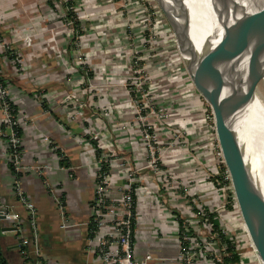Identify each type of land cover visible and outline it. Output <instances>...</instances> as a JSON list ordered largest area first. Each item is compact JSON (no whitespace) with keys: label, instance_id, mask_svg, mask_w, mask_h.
<instances>
[{"label":"crops","instance_id":"1","mask_svg":"<svg viewBox=\"0 0 264 264\" xmlns=\"http://www.w3.org/2000/svg\"><path fill=\"white\" fill-rule=\"evenodd\" d=\"M66 1L0 0L1 34L9 41H17L29 72L25 76L18 75L9 56H5L2 61L1 70L5 84L17 107L24 110L32 121L21 127L23 159L28 163L49 165L42 176L33 172L15 175L7 161L6 145L0 134V207L8 205L21 215L18 227L11 221L0 219L4 253L10 264H31L19 243V239L28 236L30 230L27 210L19 202L15 192L17 182L38 209L42 253L39 260L37 259L38 264H93L95 257L88 252V248L97 164L93 159L94 147L91 143L88 144V140H84L88 138L86 130L89 126L99 128L104 142L117 143L128 148L136 166L145 164L144 150L141 149V130L136 123L130 98L122 87L126 73H129L130 56L122 54L123 45L118 40L111 47V50L113 48L116 51L107 52L110 49L107 34L113 31V27L107 26L105 20L111 19L113 13L98 3L92 9L97 14L92 21L95 29L88 32L82 27L80 46L93 60L90 76L83 77L75 63V49L72 47L74 35L66 32L61 24L66 7L76 2ZM89 13V9L85 7L83 15L78 18L79 25L88 23L86 19ZM112 20H115L112 23L114 27L121 25L119 20ZM141 25L139 26L142 27ZM174 58L177 59L176 56ZM106 68L115 71L112 83L116 85L111 90L103 87L108 75ZM167 68L168 65L157 66L151 73L152 83L159 88L157 90L162 98L160 101L167 106H177L180 100L191 101L193 111H198L199 105L196 103H203L199 99V92L193 83H187L188 77H184L185 71L179 66L176 71L185 80L182 82L177 77L173 79V83L184 97L167 93L172 85ZM88 79L100 86L97 91H91V97L96 100L95 109H99V113L101 110L102 114L99 115L87 106L82 116L85 119L84 127L69 120L59 101H40L44 94L58 96L71 88H82ZM182 107L174 111L170 122L172 128H192L185 137L189 145L185 149L177 146L169 150L166 163L190 184H196L205 179L203 177L208 173L211 175L214 160L212 151L207 146L209 141L201 140L196 130L197 118H188L191 110ZM108 109L110 113H104ZM4 119L0 107L1 131L4 129ZM235 164L244 174V169H240L241 165H237V159ZM196 190L208 206L222 201V196L211 181L198 183ZM136 198V256L144 258L147 253H151L154 257L152 264H181L176 260L179 250L178 227L173 223V218L177 215L191 217V212L182 207L183 200H177L171 194L165 195L161 189L148 183L138 188ZM61 212L69 222L67 228L61 227ZM230 219L229 215L221 217V221H225L227 226ZM237 240L232 234V241ZM258 257L257 264H264L260 256Z\"/></svg>","mask_w":264,"mask_h":264},{"label":"built area","instance_id":"2","mask_svg":"<svg viewBox=\"0 0 264 264\" xmlns=\"http://www.w3.org/2000/svg\"><path fill=\"white\" fill-rule=\"evenodd\" d=\"M77 5L69 4L61 20L62 27L66 32L73 33L74 40L72 47L75 49L77 57L76 66L84 77H89L91 70L90 64L93 63L91 56L82 52L81 35L82 27L78 24V16L75 12ZM69 13H73L74 17ZM5 56H9L14 70L18 75H27L25 58L17 41L7 40L0 31V107L4 113V129L0 134L6 145L7 161L10 169L15 175L33 172L37 175H44L49 168L45 163H28L23 159L22 138L19 130L22 126L32 122L24 110L17 107L14 99L3 81L1 70L2 61ZM143 54L133 55V79L127 77L124 80L126 94L131 99V104L138 108L140 113L139 120L142 122V135L144 138V157L145 164L136 166L133 164L131 152L128 148L120 146L117 143H107L102 140V134L98 127L89 126L86 130L88 144L94 147L93 159L97 164L95 172V195L92 201L93 217L91 222L89 248L88 252L94 255L93 264H152L154 257L147 253L144 258L136 256L135 232L137 225V198L138 188L143 187L145 183L161 189L166 194H171L181 202L182 207L191 212V217L177 215L173 218V223L178 227L177 243L178 252L176 260L181 264H244L246 258L242 252H236L240 255V263H227L226 258L231 257L232 253L228 241H232V233L229 231L225 221H221L223 215H228L233 206L238 207V202L232 179L227 166L224 163L223 152L219 143L216 132L215 118L211 109L212 127L214 129V138L217 141L218 155L221 158L226 170L221 166V170L216 176V180L211 183L216 191L221 192L222 201L214 206H208L204 203L195 184H190L187 179L181 175H176L171 167L167 165V149L162 140L158 141L159 128L152 127L150 115L156 111L157 117L165 118V108L155 106L149 111L146 110L148 104L151 105L150 99L153 98L152 87L149 85L147 75L142 74L148 65L142 63L146 60ZM142 60V61H141ZM138 74V76H136ZM112 83V82H110ZM114 84V83H112ZM123 86V84H122ZM95 88V85L88 81L79 88L80 91H63L60 95L44 94L41 102L59 101L65 107L67 116L71 121L79 112L82 113V106L95 109V101L88 93ZM84 99L86 101H84ZM83 102L86 104H83ZM145 110V113H141ZM85 120V119H84ZM83 120V121H84ZM160 120V119H159ZM81 122V127L85 126V121ZM158 123V122H156ZM162 135V132L160 133ZM187 134L181 132L177 140L185 139ZM45 139L49 141L48 137ZM158 144V147H157ZM216 153V152H215ZM216 153V155H217ZM143 174V175H142ZM181 176V177H180ZM218 186V187H217ZM15 192L19 202L25 207L28 215V227L30 233L23 236L22 244H29L33 253L39 260L41 257V247L38 227V209L36 204L27 196L26 192L20 185L15 183ZM62 209V208H61ZM240 211V209H239ZM241 214V212H240ZM63 222L62 228L69 227V222L61 212ZM0 217L6 221L13 222L15 226L21 223V215L6 205L0 207ZM242 217V215H241ZM219 220V225L215 221ZM243 219V217H242ZM243 227L250 240L251 246L257 251L251 239L248 228L243 220ZM235 243L236 242H233ZM37 261L36 264H38Z\"/></svg>","mask_w":264,"mask_h":264},{"label":"rangeland","instance_id":"3","mask_svg":"<svg viewBox=\"0 0 264 264\" xmlns=\"http://www.w3.org/2000/svg\"><path fill=\"white\" fill-rule=\"evenodd\" d=\"M73 1L77 2V4H76V2H74V5H77L75 8V12L77 13L78 18L83 15V10L85 9V7L89 9V12H90L89 17L86 19L88 23H83L84 29H87L88 32H90L91 30L93 31L95 29V25H94V23H92V21L94 19L93 17H95L97 14L93 13L94 11L92 9L94 8V6H96V4L99 3L100 5L107 7L106 9L107 10L110 9V11L113 13V14H111V15H113V17L111 19L106 18V20H105V24L107 26L113 27V29H112L113 34L111 35L112 32L111 33L109 32L107 34V36H109V41H110L108 44L110 49L107 52L108 53H112L113 51L115 52L116 49L113 50V48H112V50H111V47H113V45H115V43L117 42L116 40H118V42H121V45H123V48L121 51L122 54L123 55L128 54L130 56L129 57L130 65L128 68L129 73H126V78L129 77V78L133 79V59H134L133 55L135 56L138 54H143L144 55L143 57L146 58V62L142 61V60L141 61L144 64V67H145V65H148L149 67L148 68L145 67V70L143 71L142 74L147 75L149 85L152 87V91H153L152 92L153 98L150 99L151 105L148 104V107L146 110L149 111L152 107L154 108L155 106L165 108L164 109L165 110V118L157 117L156 111L149 116L152 123H154V124H152V127L154 129H156V127H158L160 129L159 135H158V141L160 143V140H162L163 143L165 144V146H162L163 150H161V151H165V149H166L165 147H167V146L169 147L167 149V151H169V150H173L174 148H177V146L182 147V148H184V147L186 148L189 145V143H188L189 141L187 142L185 140L186 138L179 141V140H177V137L181 132H185L188 135V131L192 128H190V127L172 128L173 126H171L170 120H171V118H173L172 115H173V113H175L174 111L177 109L183 108L182 106H185V109H187V110L188 109L191 110L188 118H191V119L197 118L195 120L197 123V124H195L196 130L198 131L199 137L201 140H205L207 142L209 141V144L207 146H209L210 150L212 151V156H213L212 158L214 160L212 165L215 169V170L214 169L211 170V172H210L211 175H209V173H208V175L203 177L205 179L198 181V183H202V184L208 183L211 180L214 182L216 180V176L218 175L219 171L221 170V166H223L224 170H226V166L223 165L224 163H222L221 158L217 153V151H218L217 141L214 138L215 132H214V129L212 127V120H211V116H210V113H211L210 105L203 98V96L199 93V95H200L199 99L203 103L201 104L199 101H198V103H196L197 106L199 105V109H198V111L196 110V112L193 111L194 110V108L192 106L193 102H191V101L180 100V102H179V104H177V106H174V105L167 106L166 103H163L160 101V100H162V98H160V96H159V92L157 90L158 86L156 87V85L154 83H152L151 73H153V70L155 68H157V66H167V65H168L167 70L169 73L168 76L172 79L171 80L172 85L168 89L169 91L166 90L168 94L171 93V95H173V96L175 95V97H179L176 95V94H178V95H180V97H182V98L184 97L183 95L180 94V92L176 88L178 86L173 83V81H174L173 79H175L177 77L178 78L180 77L182 79V82L185 80V78L183 79V77L180 76L182 74H180L176 71L178 66L185 71V73L183 75H184V77H188V78H186L187 83L190 85L192 83L188 74H187L183 60H182L180 52L178 50L175 35H174L170 25L168 24V21L164 15L162 9L159 7L157 0H84V1L73 0ZM66 2L68 3V0ZM62 19H63V17H62ZM112 19L119 20L121 25H119V26L116 25L117 27L116 26L114 27V24H112V23H115V20L113 21ZM139 25H141L142 27H140ZM114 36L116 37V39L114 38ZM82 52L85 53L83 49H82ZM88 56H91V55H88ZM175 56L177 59L174 58ZM75 60H77V57H75ZM177 61H178V64H177ZM158 62L160 65H158ZM90 69H91V64H90ZM106 71H107L106 73L108 75H106L107 79H106V83L103 85V87L111 90V88L115 87V85H116V84L110 83V82H114V81H112V79H113V77H115V71L111 70V69H107ZM136 76H138V74H136ZM124 83H123L122 87H124ZM94 85H95V88H93L92 91H94V90L97 91V89L100 86H97L96 84H94ZM70 90L71 91H77V93H79V91H80L79 88H71ZM106 90L107 89H105V91ZM108 93H109V91H108ZM89 96H92V92L88 93V97ZM84 101H86V100L84 99ZM183 103H184V105H183ZM83 104H86V102L85 103L83 102ZM96 106H97V103H96ZM132 107H133V113L135 116V120L137 121L136 123L138 124L139 129L141 130V134H142L143 124L139 120L140 113L138 112V108L134 107V104ZM85 108H88V107L82 106V108H81L82 113L79 114V112H78L76 114V117L74 119H72L71 121H74L77 124L81 125L80 121L84 120V118L82 116L84 115L83 110ZM66 111H68V110H66ZM98 111H99V109H98ZM100 112H101V110H100ZM104 113H110V110L109 109H108V111L104 110ZM141 113L142 114L145 113V110ZM156 122H158V123H156ZM169 126H170V128H169ZM161 132H162V135L160 134ZM142 137H143V135H142ZM144 146L145 145H144V138H143V143L141 145V149L144 150ZM157 147H158V144H157ZM215 152L217 153V155ZM133 153H134V151H133ZM234 154H235V151L233 152V158L235 161V159H237V158L235 157ZM186 156H188V155H186ZM144 157H146V154ZM166 159H168V158H166ZM133 164H135V162ZM242 168H243V166L242 167L240 166V169H242ZM175 174L179 176L178 173H175ZM244 175H245L246 180H247L246 174H244ZM198 183H196L195 185L197 186ZM219 193H221V192H219ZM228 215L231 218L230 219L231 221L227 222L228 223V229L233 234V237H236L238 239L236 242L237 247H238V251L242 252L243 257L246 258V260H245L246 264H257L255 252L251 246L250 240L248 239V236H247V234L244 230V227H243V219L241 217L239 208L233 206V209L229 210Z\"/></svg>","mask_w":264,"mask_h":264},{"label":"bare ground","instance_id":"4","mask_svg":"<svg viewBox=\"0 0 264 264\" xmlns=\"http://www.w3.org/2000/svg\"><path fill=\"white\" fill-rule=\"evenodd\" d=\"M164 1L169 3V0ZM261 1L229 0V20L222 40L219 39L222 28L214 1L186 0L192 15V37L197 52L202 54L209 41L212 44L221 42L218 64L229 83L239 91L238 102L245 116L242 124L237 125L236 132L241 140L247 142V156L243 157L236 151L234 155L237 165L243 166L251 205L256 210H264V160L261 159V155L264 158V66L258 57L262 27L254 8L259 7ZM252 83L257 86L254 97L248 92Z\"/></svg>","mask_w":264,"mask_h":264},{"label":"water","instance_id":"5","mask_svg":"<svg viewBox=\"0 0 264 264\" xmlns=\"http://www.w3.org/2000/svg\"><path fill=\"white\" fill-rule=\"evenodd\" d=\"M213 1L222 28L219 39L223 40L225 27L229 20V0ZM157 3L175 35L177 47L190 80L212 109L219 143L232 179L241 215L257 254L264 262V210H256L252 207L246 177L236 167L232 155L233 151H236L243 157L247 156V142L241 140L236 132L237 125L242 124L245 115L238 102L237 87L229 83L227 75L217 61L221 42L217 43V41L212 44L209 41L206 50L202 54L198 53L192 37V15L186 0H169V3L157 0ZM254 8L262 27L259 35L261 45L258 57L264 66V1H261L259 7ZM254 85L252 83L248 88L251 97L256 94L257 86ZM252 86L254 87L252 88ZM256 127L258 128V126ZM245 128H247V124H245ZM261 159L264 160L262 155ZM0 219L2 218L0 217Z\"/></svg>","mask_w":264,"mask_h":264},{"label":"trees","instance_id":"6","mask_svg":"<svg viewBox=\"0 0 264 264\" xmlns=\"http://www.w3.org/2000/svg\"><path fill=\"white\" fill-rule=\"evenodd\" d=\"M70 16L74 17L73 13H69ZM4 81V79H3ZM5 83V81H4ZM20 134H21V129L19 130ZM20 175V174H18ZM0 205H1V196H0ZM23 218V217H22ZM215 221V225H219V220L216 219ZM91 230V227H90ZM19 243L21 244V250L23 252V254L25 255V257L27 258L28 261L31 262V264H33L35 261H37L36 256L33 253L32 247L29 244H22V238L19 239ZM229 243V248L231 250L232 256L226 258V262L227 263H240V255L237 254L236 252V244L232 243V241H228ZM0 264H10L9 261L7 260L5 253H4V245H3V241H2V236H1V232H0Z\"/></svg>","mask_w":264,"mask_h":264}]
</instances>
